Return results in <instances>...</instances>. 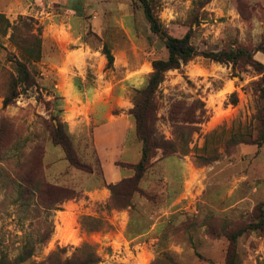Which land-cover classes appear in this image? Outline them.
Segmentation results:
<instances>
[{
  "label": "rangeland",
  "instance_id": "obj_1",
  "mask_svg": "<svg viewBox=\"0 0 264 264\" xmlns=\"http://www.w3.org/2000/svg\"><path fill=\"white\" fill-rule=\"evenodd\" d=\"M152 3L168 33L190 31L201 52L245 47L264 66V0ZM0 13L12 24L29 17L42 33V59L30 64L36 83L17 88L13 56L22 59L21 52L11 30L0 35V258L13 259L34 242L33 257L22 264L43 262L58 247L67 248L63 259L72 257L83 245L100 255L99 264H226L228 236L255 222L259 207L264 212V143L256 141L264 67L197 55L169 70L157 92L156 137L174 142L179 152L156 161L163 156L158 148L142 192L117 208L110 189L108 197L103 189L109 180L133 176L141 156L130 113L135 90L145 87L153 61L168 57L141 3L0 0ZM104 43L114 54L112 65ZM97 89L106 94L104 118L113 113L129 123L120 146V137L105 138L106 127L94 128L103 116L101 105L92 104L94 97L102 100ZM13 91L17 97L5 106ZM53 123L63 124L90 171L66 160L53 143ZM40 176L42 187L35 186ZM53 183L78 197L44 193ZM235 249L238 264H264V232L245 231Z\"/></svg>",
  "mask_w": 264,
  "mask_h": 264
},
{
  "label": "trees",
  "instance_id": "obj_2",
  "mask_svg": "<svg viewBox=\"0 0 264 264\" xmlns=\"http://www.w3.org/2000/svg\"><path fill=\"white\" fill-rule=\"evenodd\" d=\"M133 1L135 3H141L145 16L150 23L151 30L159 36L168 49V57L155 59L153 61V71L149 74V79L145 87L135 90L134 107L131 109L130 113L135 120L137 137L142 143L141 158L138 163L132 166L134 170L133 176L124 178L117 183L105 184V186L110 189L111 201H113L114 207L117 208L119 206H129L133 195L137 192H142L141 183L144 181L148 170L155 165L156 161L168 158L171 154L179 152L178 146L174 142L166 140L163 136L159 138L156 137L155 114L158 110L157 92H159V87L165 80L166 73L169 70L181 68V66L187 64L197 55H203L206 58L218 62H232L234 65L237 64V66L239 62L243 61L244 64L254 65L259 71L263 70L258 67H264L263 64L254 59L253 52L245 47H238L228 51L201 52L192 42L190 31L182 37H176L168 33L155 13L152 3L153 0ZM29 20H31V18L20 16L18 21L12 24L4 14L0 13V35L6 36L9 30H11L10 39L21 52L22 59H17L15 55L13 56V61H15L17 67V77L14 78L16 88L18 83H22L26 87H30L36 83L35 73L30 69V64L39 62L42 59L41 29H38V32H34V28H32ZM102 52L106 55L109 65H112L115 61V57L107 43H104ZM262 92L264 93V85L262 86ZM15 97H17V92L13 91L10 95L5 97L4 105H9ZM256 129V141L258 140V143H264V114L259 115ZM51 137L55 145L62 147L65 152L66 160L73 167L90 171L87 163L82 161L78 156L72 143L73 139H71V135L64 128L63 124H52ZM185 145L184 143L181 146L180 152H185L186 154L187 149ZM158 148L163 150V156L156 161H152L157 155L156 150ZM42 176H40L39 179L41 183H36L35 186L39 185L42 187ZM52 185H54L52 186L53 189L51 190V187H46L44 193H49L50 195L53 192L56 197H59V200L69 197H78L77 194L75 195L76 190L72 188L62 186L60 183H53ZM125 185H130V188L126 189L124 187ZM118 198H122L125 202L118 204ZM262 209L259 207L260 213L254 217L255 222L245 224V227L240 229L237 233L228 236L230 246L227 251L226 264H238L235 246L240 235L248 230H260L264 232V212ZM52 232L53 228L48 232V235L45 236L42 243L49 242ZM35 248L34 242H26L21 252L15 258L11 259L7 256H3L0 258V264H22L33 257ZM66 251V247H58L55 251L51 252L45 261L35 264H99L101 262L100 255L89 245L77 247L72 257L63 259L61 255Z\"/></svg>",
  "mask_w": 264,
  "mask_h": 264
},
{
  "label": "crops",
  "instance_id": "obj_3",
  "mask_svg": "<svg viewBox=\"0 0 264 264\" xmlns=\"http://www.w3.org/2000/svg\"><path fill=\"white\" fill-rule=\"evenodd\" d=\"M65 1H70V0H65ZM99 90V89H97ZM100 93V96L102 98V100H98L99 98H93L92 99V104H94V106H98V105H101L100 106V109L102 110V115L101 117L96 118V122H97V126H95V130L97 128H101V129H107V133L105 134V138H107L108 142H110L112 139L114 140L115 138L117 139L118 137H120V141H119V146L121 144V141H126V137H128L129 135V128H128V121L126 119H124L121 115H115L113 113H111V115L113 116L112 119L108 118L107 120L104 118V116H106V112L108 110V107L106 108L105 104L103 103L102 104V101L105 102V99H106V94L104 93V90L100 89L99 90ZM95 96V94L93 95ZM98 101H101V103H99ZM97 102V103H96ZM112 107H115V103ZM106 111V112H105ZM108 113V112H107ZM104 118V119H103ZM94 118H91V120H93ZM116 135V136H115ZM115 139V140H116ZM141 158V156H140ZM140 160V159H139ZM138 163V162H136ZM135 163V164H136ZM108 183H116V181L114 180H109ZM88 192V191H87ZM103 193L106 197L109 196V189L108 188H105L103 189Z\"/></svg>",
  "mask_w": 264,
  "mask_h": 264
},
{
  "label": "bare ground",
  "instance_id": "obj_4",
  "mask_svg": "<svg viewBox=\"0 0 264 264\" xmlns=\"http://www.w3.org/2000/svg\"><path fill=\"white\" fill-rule=\"evenodd\" d=\"M60 229V228H59ZM57 230H58V228H57Z\"/></svg>",
  "mask_w": 264,
  "mask_h": 264
}]
</instances>
